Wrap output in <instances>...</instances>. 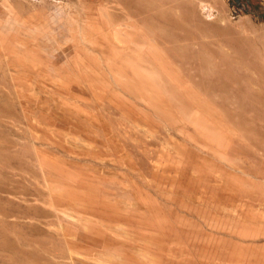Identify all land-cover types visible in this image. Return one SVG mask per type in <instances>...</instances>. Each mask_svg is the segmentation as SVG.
<instances>
[{"label": "rangeland", "instance_id": "rangeland-1", "mask_svg": "<svg viewBox=\"0 0 264 264\" xmlns=\"http://www.w3.org/2000/svg\"><path fill=\"white\" fill-rule=\"evenodd\" d=\"M0 264H264V0H0Z\"/></svg>", "mask_w": 264, "mask_h": 264}, {"label": "bare ground", "instance_id": "bare-ground-1", "mask_svg": "<svg viewBox=\"0 0 264 264\" xmlns=\"http://www.w3.org/2000/svg\"><path fill=\"white\" fill-rule=\"evenodd\" d=\"M129 4V3H128ZM130 8H131V6H130ZM133 8H135V7H133ZM132 11V10H131ZM141 16V15H140ZM144 16V15H143ZM121 17V16H120ZM134 17V16H133ZM137 17V16H136ZM142 17V16H141ZM139 18V17H138ZM149 23V22H148ZM150 24V23H149ZM151 25H153L152 23H151ZM173 25L174 26H176L177 25V23H173ZM178 28V27H177ZM143 30V29H142ZM144 32H145V30H143ZM153 31V30H152ZM146 35H148V34H146ZM172 42V41H171ZM262 42V41H261ZM174 43V42H173ZM172 50V51H171ZM170 51L175 55V57L176 58H178V59H181L183 62L184 61H192V62H196V60H197V57H195V56H188V55H185L184 54V51L182 50V49H177V48H172ZM177 62V61H176ZM133 64V63H132ZM256 77V76H255ZM203 83V82H202ZM168 87V86H167ZM230 115V114H229Z\"/></svg>", "mask_w": 264, "mask_h": 264}]
</instances>
